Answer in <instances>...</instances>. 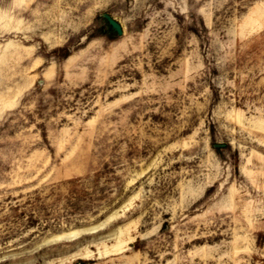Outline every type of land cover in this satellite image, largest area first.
<instances>
[{"label":"rangeland","instance_id":"1","mask_svg":"<svg viewBox=\"0 0 264 264\" xmlns=\"http://www.w3.org/2000/svg\"><path fill=\"white\" fill-rule=\"evenodd\" d=\"M0 264H264V0H0Z\"/></svg>","mask_w":264,"mask_h":264},{"label":"bare ground","instance_id":"2","mask_svg":"<svg viewBox=\"0 0 264 264\" xmlns=\"http://www.w3.org/2000/svg\"><path fill=\"white\" fill-rule=\"evenodd\" d=\"M98 227H99V225H94V226H89V227H85V228H81V229H77V230L75 229V230L55 234L54 236H52L47 241L48 242H57V241H61V240H70V239L78 237L79 235H81L83 233L93 232Z\"/></svg>","mask_w":264,"mask_h":264},{"label":"water","instance_id":"3","mask_svg":"<svg viewBox=\"0 0 264 264\" xmlns=\"http://www.w3.org/2000/svg\"><path fill=\"white\" fill-rule=\"evenodd\" d=\"M106 19L108 20L111 29L117 32L119 35H122L124 33L123 27L119 21H117L113 16L110 14H105ZM216 146H219V144H216Z\"/></svg>","mask_w":264,"mask_h":264}]
</instances>
